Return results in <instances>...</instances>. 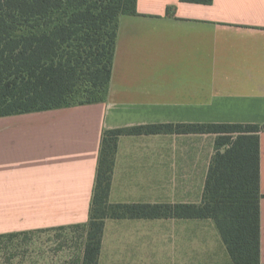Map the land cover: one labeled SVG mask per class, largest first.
<instances>
[{
  "label": "crops",
  "instance_id": "obj_1",
  "mask_svg": "<svg viewBox=\"0 0 264 264\" xmlns=\"http://www.w3.org/2000/svg\"><path fill=\"white\" fill-rule=\"evenodd\" d=\"M137 11L120 17L105 102L0 117V236L89 222L105 130L264 125V0H137ZM218 136H121L110 202L200 204ZM258 136L264 263V131ZM109 220L156 219H107L105 226ZM217 233L218 238L192 242L203 245L200 253L194 249L164 264H233ZM107 242L102 239L98 264L154 262L141 247L129 254L128 244L109 249Z\"/></svg>",
  "mask_w": 264,
  "mask_h": 264
},
{
  "label": "trees",
  "instance_id": "obj_2",
  "mask_svg": "<svg viewBox=\"0 0 264 264\" xmlns=\"http://www.w3.org/2000/svg\"><path fill=\"white\" fill-rule=\"evenodd\" d=\"M171 11L169 7L167 12ZM124 14H138L137 0H0V117L105 102ZM163 131L219 134L202 202H110L119 138ZM261 131L264 125L240 123L105 130L82 264H98L107 219L170 218L212 219L233 264H264L260 258ZM224 145L228 147L221 151Z\"/></svg>",
  "mask_w": 264,
  "mask_h": 264
},
{
  "label": "rangeland",
  "instance_id": "obj_3",
  "mask_svg": "<svg viewBox=\"0 0 264 264\" xmlns=\"http://www.w3.org/2000/svg\"><path fill=\"white\" fill-rule=\"evenodd\" d=\"M218 236L212 219L109 220L103 234L109 249L114 248L116 242L128 244L125 248L129 254L135 252L133 248L141 247L142 255L154 259L149 264H164L167 259L174 261L173 256L194 253V249L200 253L203 245L192 242ZM86 237L85 225L0 236V264H82ZM139 240L142 244L134 245ZM168 263L174 264L169 260Z\"/></svg>",
  "mask_w": 264,
  "mask_h": 264
}]
</instances>
